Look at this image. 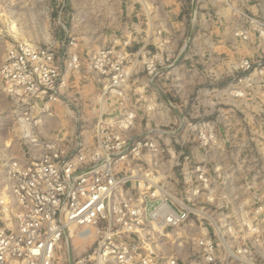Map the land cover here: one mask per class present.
<instances>
[{
    "label": "built area",
    "instance_id": "built-area-1",
    "mask_svg": "<svg viewBox=\"0 0 264 264\" xmlns=\"http://www.w3.org/2000/svg\"><path fill=\"white\" fill-rule=\"evenodd\" d=\"M244 16L248 25L236 26L233 36L249 41L252 32L260 45L264 25L257 16ZM158 39V50L140 53L151 77L169 60V40ZM121 43L128 45L129 40ZM89 60L103 95L117 102L120 117L97 127L91 144L81 139L69 148L63 140L49 139L40 143L36 155L9 165L10 184L0 192V264H55L62 244L69 251L75 240L84 246L69 264H257L256 252L263 247L264 191L236 192L256 195L250 204L213 190L205 165L215 161L218 141L208 117L179 126L183 135L174 144L163 140L165 148L155 158L154 141L131 136L136 113L127 85L134 65L115 46L99 48ZM235 63L232 83L224 91L240 100L262 70L249 58ZM66 66H79L75 54ZM0 76L6 87L40 103L44 112L64 83L51 48L27 43L6 50ZM248 140L262 145L255 136ZM195 148L204 152L197 156ZM261 154L253 149L231 163H256ZM218 177L222 184L232 179L225 173ZM214 202L221 207L218 219L210 211Z\"/></svg>",
    "mask_w": 264,
    "mask_h": 264
},
{
    "label": "rangeland",
    "instance_id": "rangeland-1",
    "mask_svg": "<svg viewBox=\"0 0 264 264\" xmlns=\"http://www.w3.org/2000/svg\"><path fill=\"white\" fill-rule=\"evenodd\" d=\"M129 1L132 0H0V64L12 45L47 46L54 52L62 81L65 79L57 90L56 99L44 112L40 103L31 102L6 87L0 76V192L10 184L9 165L12 162L23 163L31 153L36 155L41 142L57 138L71 148L81 139L85 140L86 134L85 141L91 144L97 127L120 117L121 110L116 101L109 97L99 98L102 85L90 67L92 53L108 45L121 50L131 61L129 65L138 60L132 69L127 92L130 106L136 113L134 126L138 124L142 128L135 134L139 132V136H147L156 143L155 158L160 157V148H165L163 140L174 144L175 139L183 135L179 126L190 120L199 122L200 116L208 117L218 141L212 153L215 161L205 165L212 175L213 190H223L230 201L239 198L252 204L256 195H239L236 192L253 191L255 188L264 191V35L259 45L258 38L250 29L251 39L246 42L235 38L232 32L238 25H248L244 15L257 16L264 25V0H242V3L231 5L216 0L220 10L200 9L201 0H194L196 14H204L207 21L214 19L212 22L217 32L213 39L226 46L228 53L221 52V47L215 48L217 53L199 55L193 65L190 64L193 59L187 53L176 58L177 54L167 48L169 60L153 77L146 73L141 55L136 53L140 34L128 32V37H123L120 31L113 32L115 27L127 25L124 18L119 20L118 17L126 12ZM128 24L131 29L132 22ZM113 33L118 36L109 45ZM124 40H129L128 45H122ZM237 43L241 47L239 53L229 54L230 50L235 52L238 49H232L230 45ZM159 46L158 39L150 51L158 50ZM72 54L77 56L79 66L70 69L66 63ZM241 57L259 62L262 73L253 89H246L245 97L239 100L225 93L224 88L232 83L235 62ZM143 106L154 107L159 113L149 117L141 112ZM192 110L198 115L188 116ZM154 119L158 121L154 123ZM24 124L28 126L31 138L35 139L33 143L31 139L24 138ZM250 136H255L262 145H258L257 140L252 144L248 140ZM253 149L262 152L256 156V163H231L237 155L244 157ZM195 150L197 155L204 152L199 148ZM220 173L230 174L232 179L223 185L218 179ZM218 204L214 202L210 206L214 218L221 212ZM209 231L213 234L212 230ZM261 244L260 253L256 252L257 264H264V233ZM83 246L75 240L67 251L63 243V249L57 252L60 258L55 264H69Z\"/></svg>",
    "mask_w": 264,
    "mask_h": 264
},
{
    "label": "crops",
    "instance_id": "crops-1",
    "mask_svg": "<svg viewBox=\"0 0 264 264\" xmlns=\"http://www.w3.org/2000/svg\"><path fill=\"white\" fill-rule=\"evenodd\" d=\"M194 2V0L129 1L126 12L122 13L118 17L119 20H123L124 18L127 25L125 27H115L113 32L115 33L116 31H120L123 34V37H128V32H131L134 35H136V33L140 34V40L137 37L138 51H136V53L139 54L144 52V50L153 49L154 44L158 40V36L166 38L169 40V44L166 45V47L177 54L176 58H179L180 55L187 53L189 58L191 57V59H193L190 61V64L193 65H195L199 55L217 53L215 48L221 47V52L228 53V48H226V46L217 44L215 39H213L215 32H217V28L213 23L215 22L214 19L207 21L204 14H196V11L194 10ZM199 7L200 9L213 8L220 10L216 0H201ZM128 22H132V25H130L131 29L128 28ZM114 33L110 36L109 45H111L112 41L116 38V36H118ZM239 44L240 43L230 45L232 49L233 47H238V49H235V52L230 50L229 54L239 53V48H241L239 47ZM128 52L130 53V51ZM229 58L231 57L229 56ZM137 63L138 60L132 62L134 67H136ZM221 69L223 70V68ZM213 70L217 71L215 69ZM105 97L106 96L103 95L102 88L99 98L104 99ZM141 112L149 117L159 113L154 107L148 108L147 106H143ZM155 120L156 119L153 120L154 123ZM138 129L142 128L136 124L131 131V136L138 137L140 135L138 134L139 132L135 134ZM84 135V139L86 140L87 135Z\"/></svg>",
    "mask_w": 264,
    "mask_h": 264
},
{
    "label": "bare ground",
    "instance_id": "bare-ground-1",
    "mask_svg": "<svg viewBox=\"0 0 264 264\" xmlns=\"http://www.w3.org/2000/svg\"><path fill=\"white\" fill-rule=\"evenodd\" d=\"M246 42V41H245ZM99 110V109H98ZM34 121V120H33ZM27 124V123H26ZM23 127H24V132H25V134L29 137V136H31V132H29V129L27 128L28 126L27 125H23ZM8 188V187H7ZM7 188H6V190H7ZM5 190V191H6ZM6 193V192H5ZM7 199H9V201H11V199L10 198H8L7 197Z\"/></svg>",
    "mask_w": 264,
    "mask_h": 264
}]
</instances>
